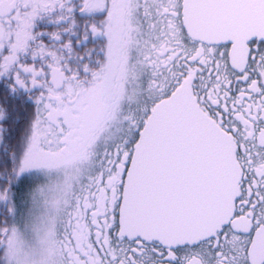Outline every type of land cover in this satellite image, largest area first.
I'll return each mask as SVG.
<instances>
[{
  "label": "snow or ice",
  "instance_id": "obj_1",
  "mask_svg": "<svg viewBox=\"0 0 264 264\" xmlns=\"http://www.w3.org/2000/svg\"><path fill=\"white\" fill-rule=\"evenodd\" d=\"M0 264H264V0H0Z\"/></svg>",
  "mask_w": 264,
  "mask_h": 264
}]
</instances>
